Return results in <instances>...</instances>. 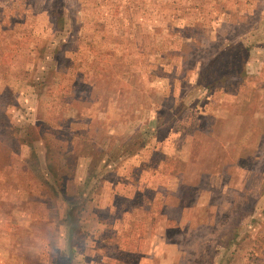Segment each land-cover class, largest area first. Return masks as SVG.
I'll use <instances>...</instances> for the list:
<instances>
[{
  "label": "rangeland",
  "instance_id": "obj_1",
  "mask_svg": "<svg viewBox=\"0 0 264 264\" xmlns=\"http://www.w3.org/2000/svg\"><path fill=\"white\" fill-rule=\"evenodd\" d=\"M56 246L264 264V0H0V264Z\"/></svg>",
  "mask_w": 264,
  "mask_h": 264
},
{
  "label": "clouds",
  "instance_id": "obj_2",
  "mask_svg": "<svg viewBox=\"0 0 264 264\" xmlns=\"http://www.w3.org/2000/svg\"><path fill=\"white\" fill-rule=\"evenodd\" d=\"M56 249H57V255H56V259L53 261V264H60V258L62 256L66 257L65 250L62 246H56Z\"/></svg>",
  "mask_w": 264,
  "mask_h": 264
},
{
  "label": "trees",
  "instance_id": "obj_3",
  "mask_svg": "<svg viewBox=\"0 0 264 264\" xmlns=\"http://www.w3.org/2000/svg\"><path fill=\"white\" fill-rule=\"evenodd\" d=\"M1 151H4L3 149H1ZM39 262L37 261V264H38Z\"/></svg>",
  "mask_w": 264,
  "mask_h": 264
}]
</instances>
